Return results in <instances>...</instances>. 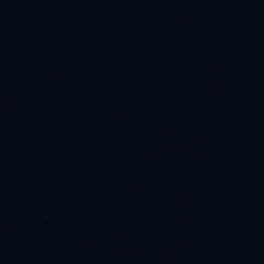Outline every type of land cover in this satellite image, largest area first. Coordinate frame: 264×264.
<instances>
[{"label":"water","instance_id":"95a60500","mask_svg":"<svg viewBox=\"0 0 264 264\" xmlns=\"http://www.w3.org/2000/svg\"><path fill=\"white\" fill-rule=\"evenodd\" d=\"M0 264H264V0H0Z\"/></svg>","mask_w":264,"mask_h":264}]
</instances>
